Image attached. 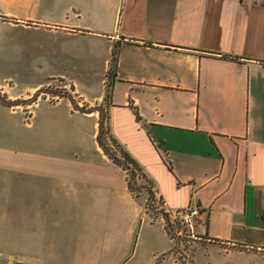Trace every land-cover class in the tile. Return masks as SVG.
Masks as SVG:
<instances>
[{
    "label": "crops",
    "instance_id": "1",
    "mask_svg": "<svg viewBox=\"0 0 264 264\" xmlns=\"http://www.w3.org/2000/svg\"><path fill=\"white\" fill-rule=\"evenodd\" d=\"M0 17L60 50L84 44L103 88L88 97L62 79L73 102L22 107L35 89L0 90V264H156L166 221L191 206L187 264H264V0H0ZM109 92L154 215L97 144L98 111L74 105Z\"/></svg>",
    "mask_w": 264,
    "mask_h": 264
},
{
    "label": "rangeland",
    "instance_id": "2",
    "mask_svg": "<svg viewBox=\"0 0 264 264\" xmlns=\"http://www.w3.org/2000/svg\"><path fill=\"white\" fill-rule=\"evenodd\" d=\"M56 40L57 37L51 33L4 22L0 17V90L6 95L25 96L35 89L34 97L54 101L62 94L71 95V88L64 86L63 79L68 84L74 81V85L88 97L98 95L103 88L100 86L99 68L95 64L97 60L91 51H86L84 44L73 46L65 43L60 44V50ZM30 97L28 101L16 98L13 104L22 107ZM147 211L152 215L159 212L149 208ZM165 228L173 239L172 246L157 257L156 264H187L192 238L178 235L184 231L176 221H166Z\"/></svg>",
    "mask_w": 264,
    "mask_h": 264
},
{
    "label": "trees",
    "instance_id": "3",
    "mask_svg": "<svg viewBox=\"0 0 264 264\" xmlns=\"http://www.w3.org/2000/svg\"><path fill=\"white\" fill-rule=\"evenodd\" d=\"M222 57H227V55L222 54ZM38 89L37 91H39ZM36 91V92H37ZM110 92L106 94L104 99L105 105L95 104L90 107L86 106H78L76 103L74 105L79 108L82 112H90L97 110L99 113V126L97 127V144L103 150L105 154L108 155L110 160L117 166L124 169L127 173L126 180L129 187V190L134 195H140L145 193L146 195V208L151 210H156L158 206L156 205L155 197L153 196V180L149 177V175L145 172L144 168L135 160V158L130 154L129 150L121 144V142L114 137L111 132V124L108 113V104ZM60 96L68 97L72 102L73 98L71 95L62 94ZM37 97V96H36ZM34 97V94L30 97V101H35L37 98ZM0 101L3 104H10L11 102L5 101L2 96H0ZM137 119H139L138 115H136ZM156 217V216H155ZM163 217H165V213H163ZM166 218V217H165Z\"/></svg>",
    "mask_w": 264,
    "mask_h": 264
},
{
    "label": "built area",
    "instance_id": "4",
    "mask_svg": "<svg viewBox=\"0 0 264 264\" xmlns=\"http://www.w3.org/2000/svg\"><path fill=\"white\" fill-rule=\"evenodd\" d=\"M147 201H145L146 203ZM147 204V203H146ZM199 215V207H187L173 213L174 221L178 222L181 226V230L178 235H182L185 238H192V240L198 239L196 234H194V225H196L197 216Z\"/></svg>",
    "mask_w": 264,
    "mask_h": 264
}]
</instances>
